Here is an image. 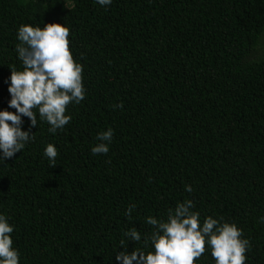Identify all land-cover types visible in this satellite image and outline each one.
Masks as SVG:
<instances>
[{
	"label": "trees",
	"instance_id": "trees-1",
	"mask_svg": "<svg viewBox=\"0 0 264 264\" xmlns=\"http://www.w3.org/2000/svg\"><path fill=\"white\" fill-rule=\"evenodd\" d=\"M50 22L69 26L86 95L55 133L37 116L34 139L0 162L20 264H119L126 228L148 233L146 216L186 198L202 218L235 222L245 264H264V0H0V108L16 28ZM109 127V151L93 154Z\"/></svg>",
	"mask_w": 264,
	"mask_h": 264
},
{
	"label": "clouds",
	"instance_id": "clouds-1",
	"mask_svg": "<svg viewBox=\"0 0 264 264\" xmlns=\"http://www.w3.org/2000/svg\"><path fill=\"white\" fill-rule=\"evenodd\" d=\"M96 2L107 6L112 0ZM68 36L69 26L64 22L43 26L22 23L16 28L19 66L9 68L5 80L10 98L7 107L0 108V162L21 152L34 139L30 129L37 126V116L48 124L49 133H55L72 118L71 113L66 114L67 106L85 98L83 66L73 58ZM22 117L29 119V129L22 130ZM112 136L111 127L98 132L100 142L91 146V152L106 154ZM57 154L53 143L44 145L42 156L50 164H55ZM185 191L191 192L192 187L185 185ZM134 207L129 205L125 216H130ZM260 221L264 222V216ZM144 223L151 226L148 233L135 226L123 231L120 250L113 249L119 264H202V256H210L212 264H245L251 247L235 222L213 215L202 218L187 198L168 208L163 216H146ZM14 228L9 217L0 212V264H20V251L13 247ZM125 240L141 246L128 251Z\"/></svg>",
	"mask_w": 264,
	"mask_h": 264
}]
</instances>
